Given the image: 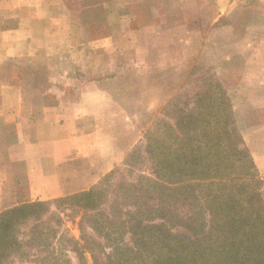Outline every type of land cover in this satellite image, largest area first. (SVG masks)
<instances>
[{
    "label": "crops",
    "instance_id": "obj_1",
    "mask_svg": "<svg viewBox=\"0 0 264 264\" xmlns=\"http://www.w3.org/2000/svg\"><path fill=\"white\" fill-rule=\"evenodd\" d=\"M188 1L0 0V214L53 211L123 162L133 143H120L118 123L132 128L126 108L140 100L125 108L118 93L141 90L124 80L151 72L156 36L185 26L175 22ZM235 1L214 0L216 22Z\"/></svg>",
    "mask_w": 264,
    "mask_h": 264
},
{
    "label": "trees",
    "instance_id": "obj_2",
    "mask_svg": "<svg viewBox=\"0 0 264 264\" xmlns=\"http://www.w3.org/2000/svg\"><path fill=\"white\" fill-rule=\"evenodd\" d=\"M194 99L165 131L145 133L115 186L102 181L53 211L34 203L0 214V264H72L53 247L64 210L81 218L69 240L78 264L86 254L90 264H264L263 182L223 91Z\"/></svg>",
    "mask_w": 264,
    "mask_h": 264
},
{
    "label": "rangeland",
    "instance_id": "obj_3",
    "mask_svg": "<svg viewBox=\"0 0 264 264\" xmlns=\"http://www.w3.org/2000/svg\"><path fill=\"white\" fill-rule=\"evenodd\" d=\"M188 2L189 11L175 23L193 26V22H189L195 20V26L160 31L156 36L158 42L154 44L159 49V58L146 59L153 64L151 72L140 78L128 76L124 80L141 89L139 92L118 93L125 108L130 96L134 95L140 100L134 109H131L132 106L126 108L130 115H134V122L129 125L132 128L122 131L124 126L118 123L120 143L126 145L125 148L130 143L133 146L123 162L108 172H113L111 178L105 181L106 174L98 184L103 181L106 185L115 186L116 180L125 176L126 162L134 160L136 148L144 143L146 132L157 130L160 126L163 130L167 129L173 119L180 115L178 110L182 106H186L185 111L192 108L198 92L202 93L205 89L216 92L218 86L229 102L234 126L242 137L264 189V4L257 0H236L232 9L216 22L214 0ZM148 86H153L154 90L147 91L145 88ZM149 104L152 106L146 108ZM145 165L148 164H141L144 172ZM61 219L62 225H55V229L59 230L58 238L53 241V247L61 250L62 254L57 259L78 264L69 240L79 238L78 222L81 218L72 210H64ZM87 233L92 235L90 229H87ZM85 258L90 264L88 254ZM28 259L15 260L14 264L55 262H42L31 257L33 263H30Z\"/></svg>",
    "mask_w": 264,
    "mask_h": 264
}]
</instances>
